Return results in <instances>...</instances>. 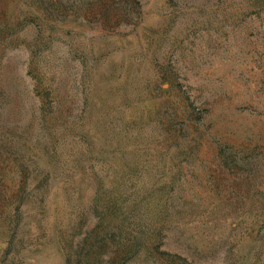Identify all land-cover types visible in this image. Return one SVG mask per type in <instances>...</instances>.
<instances>
[{"label": "rangeland", "instance_id": "rangeland-1", "mask_svg": "<svg viewBox=\"0 0 264 264\" xmlns=\"http://www.w3.org/2000/svg\"><path fill=\"white\" fill-rule=\"evenodd\" d=\"M0 264H264V0H0Z\"/></svg>", "mask_w": 264, "mask_h": 264}]
</instances>
